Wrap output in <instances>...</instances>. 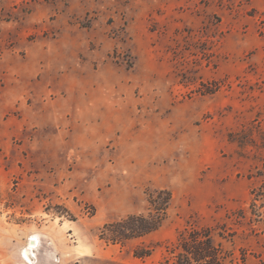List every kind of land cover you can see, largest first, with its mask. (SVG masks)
Wrapping results in <instances>:
<instances>
[{"label": "rangeland", "instance_id": "rangeland-1", "mask_svg": "<svg viewBox=\"0 0 264 264\" xmlns=\"http://www.w3.org/2000/svg\"><path fill=\"white\" fill-rule=\"evenodd\" d=\"M193 229L264 264V0H0V264H171Z\"/></svg>", "mask_w": 264, "mask_h": 264}, {"label": "trees", "instance_id": "trees-1", "mask_svg": "<svg viewBox=\"0 0 264 264\" xmlns=\"http://www.w3.org/2000/svg\"><path fill=\"white\" fill-rule=\"evenodd\" d=\"M159 200L149 197L152 206L146 215L128 214L113 222H107L101 229V238L112 243L141 237L156 230L162 223L170 193L161 191ZM176 259L171 264H223L219 250L212 248L208 230H188L177 240Z\"/></svg>", "mask_w": 264, "mask_h": 264}, {"label": "bare ground", "instance_id": "bare-ground-1", "mask_svg": "<svg viewBox=\"0 0 264 264\" xmlns=\"http://www.w3.org/2000/svg\"><path fill=\"white\" fill-rule=\"evenodd\" d=\"M40 245V240L37 236L31 235L25 245L23 250V257L26 259L28 263L34 262L35 257V249Z\"/></svg>", "mask_w": 264, "mask_h": 264}]
</instances>
